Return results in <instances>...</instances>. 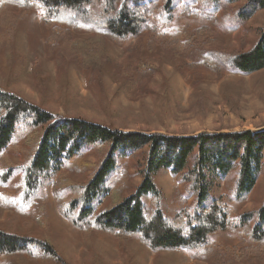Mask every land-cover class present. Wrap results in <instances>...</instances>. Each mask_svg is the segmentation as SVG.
Instances as JSON below:
<instances>
[{
  "label": "trees",
  "instance_id": "trees-1",
  "mask_svg": "<svg viewBox=\"0 0 264 264\" xmlns=\"http://www.w3.org/2000/svg\"><path fill=\"white\" fill-rule=\"evenodd\" d=\"M176 1L0 0V6L14 7L22 15L40 11L44 26L51 32L47 44L54 50L60 39L66 46L72 32L92 35L84 45L107 39L152 41L174 26ZM181 1L185 17L218 28L221 23L240 32V49L207 48L202 59L205 68L218 78L224 72L251 75L264 70V26L250 47L246 38V23L264 10V0ZM62 27L67 30L64 34ZM210 34L202 27L194 38ZM55 36L60 38L55 40ZM19 144L26 158L8 167L2 155ZM144 151L141 183L123 197L127 172L121 160ZM85 153L94 155L97 162L85 161ZM66 170L79 175L93 172L80 182L70 180ZM263 170L264 130L196 135L122 130L52 113L0 87V188L14 171L19 172L23 183L19 195L26 206L36 199L41 201L42 185L53 182L61 215L78 229L84 241L94 232H103L115 237L120 247L138 238L154 252L184 251L196 260L212 256L213 237L225 231L264 244V203L250 213H236L233 207L253 192ZM161 171H169L183 186L184 196L193 199L190 204L185 201L173 217L162 210L163 192L155 183ZM222 181L231 187L227 185V195L214 198V189ZM18 254L36 262L67 264L47 241L0 230V256L13 258Z\"/></svg>",
  "mask_w": 264,
  "mask_h": 264
},
{
  "label": "rangeland",
  "instance_id": "rangeland-1",
  "mask_svg": "<svg viewBox=\"0 0 264 264\" xmlns=\"http://www.w3.org/2000/svg\"><path fill=\"white\" fill-rule=\"evenodd\" d=\"M182 4L181 0L175 3L174 26L152 41L107 39L84 45L92 35L72 32L67 45L60 39L54 50L47 44L51 32L40 11L22 15L14 7L0 6V87L52 113L122 130L175 135L264 130V70L251 75L224 72L218 78L202 65L208 47L240 49V32L185 17ZM263 26L264 10L246 23L247 47ZM202 27L212 34L194 38ZM62 28L64 34L67 30ZM22 148V144L12 145L2 162L8 167L21 164L26 158ZM145 156L146 151L121 160L127 172L123 197L141 183L139 168ZM83 159L97 162L89 153ZM92 172L79 175L66 170L65 175L84 182ZM155 183L163 192L162 210L168 217L182 209L185 201H193L184 196L183 186L169 171H161ZM227 185L231 187L219 182L213 197L227 195ZM22 188L17 171L0 188V230L47 241L67 264H264V244L230 231L213 237L212 256L205 260L184 251L154 252L138 238L120 247L115 237L103 232H94L84 241L61 215L53 182L42 185L41 201L26 206L19 195ZM18 196L20 200H15ZM8 199L11 203H6ZM144 202L150 205L149 198ZM263 203L264 170L253 192L233 207L236 213H250ZM0 264L49 263L18 254L0 256Z\"/></svg>",
  "mask_w": 264,
  "mask_h": 264
}]
</instances>
